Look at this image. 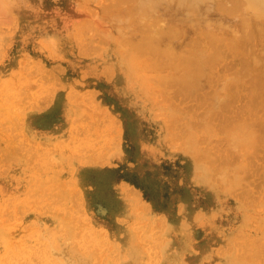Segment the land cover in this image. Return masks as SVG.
I'll list each match as a JSON object with an SVG mask.
<instances>
[{"label": "rangeland", "instance_id": "obj_1", "mask_svg": "<svg viewBox=\"0 0 264 264\" xmlns=\"http://www.w3.org/2000/svg\"><path fill=\"white\" fill-rule=\"evenodd\" d=\"M249 1L0 0V264H264Z\"/></svg>", "mask_w": 264, "mask_h": 264}, {"label": "bare ground", "instance_id": "obj_2", "mask_svg": "<svg viewBox=\"0 0 264 264\" xmlns=\"http://www.w3.org/2000/svg\"><path fill=\"white\" fill-rule=\"evenodd\" d=\"M8 1H9V0H8ZM217 1H218V3H219V0H217ZM255 1H256V0H255ZM14 2H15V1H14ZM141 2H142V1H141ZM141 2H140V3H141ZM221 2H222V1H221ZM218 3H217V6H218ZM248 3H251V0H250ZM89 4H90V3H88V5H89ZM135 4H136V3H135ZM203 4H204V3H203ZM205 4H206V3H205ZM215 4H216V2H215ZM221 4H222V3H221ZM221 4L219 3V5H221ZM105 5H106V4H105ZM105 5H104V6H105ZM145 5H146V4H145ZM106 6H107V5H106ZM106 6H105V7H106ZM126 6H127V5H126ZM128 7H129V6H128ZM131 7L133 8V6H131ZM142 7H143V6H142ZM200 7H201V6H200ZM221 7H222V6H221ZM253 7H254V6H253ZM1 8H2V7H1ZM137 8H138V7H137ZM202 8H203V7H202ZM135 9H136V8H135ZM139 9H140V8H139ZM204 9H206V8H204ZM216 9H217V8H216ZM123 10H124V8H123ZM115 11H116V10H115ZM205 11H206V10H205ZM218 11H219V10H218ZM218 11H217V12H218ZM223 11H224V10H223ZM112 12H113V11H112ZM118 12H119V11H118ZM141 13H142V12H141ZM154 13H155V12H154ZM195 13H196V12H195ZM158 14H159V13H158ZM162 14H163V13H162ZM180 14H181V13H180ZM205 14H206V12H205ZM135 16H136V15H135ZM189 16H190V15H189ZM213 16H214V15H213ZM86 17H87V16H86ZM86 17H84V19H85ZM161 17H162V16H160V18H161ZM181 17H182V16H181ZM203 17H205V16H203ZM211 17H212V16H211ZM219 17H220V16H219ZM89 18H90V17H89ZM158 18H159V17H158ZM208 18H209V17H208ZM112 19H113V18H112ZM112 19H111V20H112ZM122 19H123V18H122ZM130 19H131V18H130ZM162 19H163V17H162ZM173 19H174V18H173ZM90 20H91V19H90ZM90 20H89V21H90ZM154 20H155V19H154ZM81 21H82V20H81ZM97 21H99V20H97ZM119 21H120V20H119ZM164 21H165V20H164ZM170 21H171V20H170ZM248 21H249V20H244L243 23H244V22L246 23V22H248ZM160 22H161V21H160ZM160 22H159V23H160ZM226 22H227V21H226ZM85 23H86V22H85ZM90 23H91V22H90ZM99 23H101V22H99ZM140 23H141V22H140ZM243 23H242V24H243ZM79 24H80V23H79ZM133 24H134V23H133ZM151 24H152V23H151ZM171 24H172V23H171ZM174 24H175V23H174ZM228 24H229V23H228ZM249 24H250V23H248V25H249ZM172 25H173V24H172ZM243 25H244V24H243ZM245 25L247 26V24H245ZM120 26H121V24H120ZM152 26H153V25H152ZM177 26H178V24H177ZM179 26H180V25H179ZM100 27H101V26H100ZM150 27H151V26H150ZM158 27H159V26H158ZM175 27H176V25H175ZM76 28H77V27H76ZM98 28H99V27H98ZM200 28H201V27H200ZM218 28H219V27H218ZM107 29H108V28H107ZM165 29H166V28H165ZM198 29H199V28H198ZM205 29H207V28H205ZM205 29H203V30H205ZM78 30H79V29H78ZM78 30H77V31H78ZM153 30H154V29H153ZM161 30H162V29H161ZM220 30H221V29H220ZM105 31H106V30H105ZM157 31H159L158 28H157ZM163 31H164V30H163ZM163 31H162V33L164 34ZM169 31H170V30L168 29V32H169ZM173 31H174V30H173ZM214 31H215V30H214ZM160 32H161V31H160ZM205 32H206V31H205ZM207 32H208V30H207ZM158 33H159V32H158ZM182 33H183V32H182ZM182 33H181V34H182ZM198 33H199V32H198ZM211 33H212V31H211ZM215 33H216V32H215ZM156 34H157V33H156ZM163 34L159 33V35H163ZM187 34H188V33H187ZM75 35H76V34H75ZM106 35H107V34H106ZM122 35H123V34H122ZM157 35H158V34H157ZM164 35H166V34H164ZM164 35H163V36H164ZM168 35H169V34H168ZM168 35H167V36H168ZM173 35H174V34H173ZM179 35H180V34H179ZM205 35H206V33H205ZM207 35H208V34H207ZM127 36H128V35H127ZM152 36H153V35H152ZM174 36H175V35H174ZM184 36H185V35H184ZM117 37H118V36H117ZM153 37H154V36H153ZM157 37H158V36H157ZM191 37H192V36H191ZM200 37H201V34H200ZM212 37H213V36H212ZM121 38H122V37H121ZM124 38H125V37H124ZM126 38H127V37H126ZM141 38H142V37H141ZM143 38H144V37H143ZM154 38H155V37H154ZM194 38H195V37H194ZM210 38H211V37H210ZM156 39H157V38H156ZM167 39H168V38H167ZM189 39H190V38H189ZM192 39H193V38H192ZM45 40H46V39H45ZM52 40H53V39L51 38V41H52ZM123 40H124V39H123ZM125 40H126V39H125ZM142 40H144V39H142ZM158 40H160V39H157V42H158ZM184 40H185V39H184ZM53 42H54V41H53ZM119 42H120V41H119ZM157 42H156V43H157ZM160 42H161V40H160ZM160 42H158V43H160ZM168 42H169V41H168ZM181 42H182V40H181ZM212 42H213V41H212ZM48 43H49V42H48ZM191 43H192V42H191ZM119 44H120V43H119ZM150 44H152V43H150ZM171 44H172V43H171ZM184 44H186V43H184ZM196 44H197V43H196ZM140 45H141V44H140ZM142 45H143V43H142ZM161 45H165V43H164V44H163V43L160 44V46H161ZM166 45H167V44H166ZM138 46H139V45H138ZM160 46H159V48H160ZM170 46H171V45H170ZM147 47H148V46H147ZM150 47H151V46H150ZM150 47H149V48H150ZM152 47H154V46L152 45ZM162 47H164V46H162ZM165 47L167 48L168 46H165ZM172 47H173V46H172ZM182 47H183V46H182ZM182 47H181V48H182ZM143 48H144V46H143ZM178 48H179V47H178ZM132 49H135V48L132 47ZM168 49L170 50V48H168ZM210 49H211V48H210ZM144 50H145V49H144ZM144 50H143V51H144ZM147 50H148V48H147ZM162 50L164 51V49H162ZM166 50H167V49H166ZM205 50H206V49H205ZM139 51H140V49H139ZM160 51H161V50H160ZM170 51H171V50H170ZM209 51H210V50H209ZM153 53H154V51H153ZM204 53L207 54L206 51H205ZM210 53H211V52H210ZM146 54H147V53H146ZM194 54H195V53H194ZM134 55H135V54H134ZM143 55H144V54H143ZM152 55H153V54H152ZM135 56H136V55H135ZM147 56H148V54H147ZM149 56H150V55H149ZM171 56H174V55H171ZM193 56H194V55H193ZM174 57L176 58V56H174ZM174 57H173V59H174ZM198 58H199V57H198ZM146 59H147V58H146ZM187 59H188V58H187ZM195 59H196V58H195ZM192 60H193V59H192ZM192 60H191V62H192ZM201 60H203V58H202ZM145 61L148 63L147 60H145ZM153 61H154V60H153ZM193 61H195V60H193ZM209 61H210V60H209ZM204 62H205V61H204ZM206 62H207V61H206ZM147 63H145V64H147ZM189 63H190V62H189ZM192 63H193V62H192ZM198 63H200V62L198 61ZM198 63H197V65H198ZM173 64H174V63H173ZM201 64H202V63H201ZM204 64H205V63H204ZM122 65H123V64H122ZM209 66H210V65H209ZM201 67H202V66H201ZM210 67H211V66H210ZM212 67H213V65H212ZM87 68H88V67H87ZM135 68H136V67H135ZM203 68H204V67H203ZM205 68H206V67H205ZM210 70H211V69H210ZM210 70H209V71H210ZM179 71H180V69H179ZM209 71H208V72H209ZM211 72H212V71H211ZM168 73H169V72H168ZM148 74H149V73H148ZM90 75H91V74H90ZM149 75H150V74H149ZM210 75H211V74H210ZM215 77H216V76H215ZM215 77H213V78H215ZM155 78H156V77H155ZM175 111H176V110H175ZM255 123H256V122H255ZM176 124H177V123H176ZM244 124H245V123H244ZM262 124H263V123H262ZM228 125H229V124H228ZM253 126H256V125H253ZM249 127H250V126H249ZM210 128H211V127H210ZM232 128H233V127H232ZM223 129H224V128H223ZM191 131H192V130H191ZM191 131H190V132H191ZM228 131H229V130H228ZM176 132H177V131H176ZM228 133H230V132H228ZM256 133H257V132H256ZM259 134H260V133H259ZM225 136H226V135H225ZM230 137H231V136H230ZM257 137H258V136H257ZM256 141H258V140H256ZM255 145H256V144H255ZM255 145H254V146H255ZM230 146H231V145H230ZM256 146H257V145H256ZM232 147H233V146H232ZM21 158H22V157H21ZM16 160H17V159H16ZM15 164H16V163H15ZM58 236H61V235H58ZM54 241H55V240H54ZM84 245H85V244H84ZM65 246H66V245H65ZM78 248H79V247H78ZM73 249H75V248H72V249H71V248H63V249L60 248V250H62V251L65 250V254H69V252H70L71 250H73ZM48 250H49V249H48ZM75 250L78 251V249H75ZM75 250H74V251H75ZM82 250H84V249H82ZM49 251H50V250H49ZM79 251H80V249H79ZM84 251H85V250H84ZM84 251H81V252H84ZM72 253H73V252H72ZM73 254H74V253H73ZM71 255H72V254H71ZM79 255H80V254H79ZM75 256H76V255H75ZM65 258H66V257H65ZM76 258H78V256H77ZM244 258H245V257H244ZM244 258H243V259H244ZM246 258H247V257H246ZM56 259H57V258H56ZM243 259H242V260H243ZM62 260H63V259H61V261H62ZM69 260H71V259H68L67 261H69ZM73 260H74V256H73ZM73 260H72V261H73ZM245 260H247V259H245ZM56 261H57V260H56ZM72 261H71V262H72ZM248 261H250V260H248ZM58 262H59V260H58ZM76 262H77V261H76ZM244 262H245V261H244ZM246 262H247V261H246ZM51 263H52V262H51ZM75 264H76V263H75ZM249 264H250V262H249Z\"/></svg>", "mask_w": 264, "mask_h": 264}]
</instances>
